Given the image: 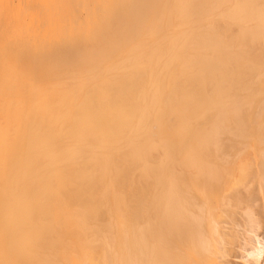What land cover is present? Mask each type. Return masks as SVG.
Instances as JSON below:
<instances>
[{"label": "bare ground", "instance_id": "6f19581e", "mask_svg": "<svg viewBox=\"0 0 264 264\" xmlns=\"http://www.w3.org/2000/svg\"><path fill=\"white\" fill-rule=\"evenodd\" d=\"M93 1L81 8L77 4L79 10H87L86 33L94 32L85 44L125 48L118 57L98 51L87 59L102 58L103 64H74L79 58L73 57L74 63L59 61V66L40 67L34 62L35 67L31 58L27 60L33 66L27 69V61L0 65V264H45L48 259L53 262L54 255L64 258L62 264H110L105 223L97 221L124 208V196L134 191L129 171L145 156L155 132L173 126L177 131L186 129L190 112L204 119L224 116L211 126L206 123L210 132L199 141L215 147L226 114H235V179H228L227 172L201 167L194 172L210 185L201 190L195 188L193 175L169 176L171 189L179 192L172 190L173 195L164 198L166 223L158 222L156 230L166 232L158 236L154 255L144 260L234 264L238 258L242 264H262L264 98L253 108L245 101L246 110L251 109L243 113L236 112L234 101L235 87L243 93L248 85L264 82V48L252 51L254 44H264V0ZM228 11L234 19L226 17ZM61 18L56 23L66 29L68 17ZM221 23L225 29L219 30ZM234 30L235 37L239 34L243 40L230 42ZM220 31L225 37L229 31L232 37L225 41ZM48 33L43 40L57 46L60 33L55 41ZM73 34L71 39L61 36L76 43L80 35ZM240 40L253 46L247 50L245 43V50L236 44ZM158 140L169 143L164 135ZM231 181L233 194L213 191ZM159 190L164 197V188ZM113 218L121 220L118 215ZM180 221L183 226L173 227ZM92 233L100 243L98 249L90 246ZM8 241L12 248L5 245Z\"/></svg>", "mask_w": 264, "mask_h": 264}, {"label": "rangeland", "instance_id": "374dc122", "mask_svg": "<svg viewBox=\"0 0 264 264\" xmlns=\"http://www.w3.org/2000/svg\"><path fill=\"white\" fill-rule=\"evenodd\" d=\"M92 1L93 0H0V58L2 57V59H0V65H4V64L8 65L6 63H10V65H11L12 64L11 62H14V61H16L15 63L19 62V64L21 62L24 65V62L27 61L28 63L25 65L27 67H25V69L28 68V65L33 66L35 64H37V65H39V64H44V65L51 64L52 65V64L56 63V65L59 66L62 64L63 65L70 64L69 61L71 59H73V57H74V59L75 58L80 59V60L78 59L79 63H77L78 62L77 60H75L76 61L75 63L73 62V60H71V62H73L74 64H81V63H84V64L86 63L89 65L100 64L103 62V61L101 62V60H103L102 58H97L96 60H92L91 58L87 59V57H88L87 55L89 53L90 54L96 53L98 51L100 54L103 53L104 55H110L111 53H112V55L117 54V57H118L120 55L119 52L125 48L117 47L115 44L100 45L98 42L97 43L95 42L94 45L91 42L90 43L91 46H89L90 44L88 45V42H87V45L85 44L86 40L89 41V39H88L89 37H90V39H92V37H94V35L92 36V34H94V32L93 33L89 32L90 35H89V33H86L88 30V28L86 26L87 10L81 11L79 9L81 8V5H83L85 3L86 4L88 3L89 6H91ZM99 1H103V0H99ZM105 1H110V0H105ZM77 2H79V3H77ZM94 2H95V0L93 1V3ZM77 4H78V6L80 5V8H78ZM75 5H76V7H75ZM153 6H154V4H153ZM263 7H264V5H263ZM230 8H232V7H230ZM232 9H230V11ZM262 9H264V8H262ZM230 11H228L229 14L226 13V17H228V15H229L228 18H230V15L232 16V14H233V12H230ZM61 14H63L65 16V18L68 17L67 19H64V20H66V23H67L66 29H65V26L62 27V26L58 25L59 19H60V21L62 20L61 17L63 15H61ZM73 14H74V16H73ZM48 17L52 18V19L48 20ZM72 18L77 20V22L74 21ZM231 18H233V17H231ZM30 19H34L33 22ZM225 20H226V18H225ZM56 22H58V23H56ZM226 22L229 23V20H226ZM70 23H71V25H70ZM73 23L75 25H73ZM76 25L79 28H84L83 25L86 26L84 29H82V31L80 29V31L82 32L81 34H77V33H80V31H78L79 29H77V33H76V30H73V29L77 28V27L75 28ZM220 25H221V27H220ZM220 25L218 26L220 28L219 30L224 28L223 27L224 25L222 23ZM24 26H26V27H24ZM233 29H234V27H233ZM53 30H55L57 35H53V33H54ZM58 30H59V32H58ZM2 31H4V33H2ZM60 31H63L64 33L63 32L61 33ZM72 31L75 32V34H76V35L73 34L74 37H76L78 35H80V36L86 35V36H85V38L84 37L80 38V36H78L77 37L78 42H76V43L70 42L71 40H69V39H65V40H69V41H64L63 40L64 37L71 39ZM237 31H239V29ZM237 31L234 30V32H232V34L229 33V31L225 32V33H228V35H229L228 36L226 34V37H225V34L224 35L222 34L224 32L220 31L221 32L220 34H221V37L224 36L223 37L224 39L223 38L222 39L227 41L226 38H230L231 35H233V37H235V33ZM48 32L51 34V36L49 35V37L51 39L49 37H47V40L49 38L51 41H55L56 36H58L60 33V36H58V37H61V40H60L61 44L59 43L60 44L59 45L57 43V46H55L56 43L54 45L53 44L49 45V43H50V42L48 43L49 40L48 41L43 40L44 37H45L44 39H46ZM239 32H241V31H239ZM245 33L246 32H243L242 35H244ZM4 34H8V35L5 36ZM44 34H45V36H43ZM61 34H64L63 38H62ZM247 34H248V32H247ZM70 35H71V37H70ZM238 35H236L235 38L230 39L231 40L230 42H232V40L234 41V39H237V41H239V39H242V38H239ZM53 36H55V38H53ZM87 36H88V38H87ZM244 36H243V38H244ZM74 37L72 39H74ZM95 38H93V39H95L97 41L98 37H95ZM103 38H105L104 33H103ZM58 39H60V38H58ZM79 39H80V41H79ZM83 39H84V41H83ZM244 39H248V35ZM245 41L246 40H244V42ZM247 41L249 42V40H247ZM43 42L44 43L46 42V44H44ZM74 42H75V39H74ZM241 42H243V41L240 40V42H237V43L234 42V43L242 44L243 48L245 47V50H246V44L245 43L248 44L247 50L253 46V45H250V43H248V42H245V43H241ZM36 44L38 45V47L39 46L40 47L39 48L35 47ZM258 44H261V45L258 46ZM258 44H254V46H253L254 50L252 49L253 52L254 51L256 53L263 52L262 48H264V47H262V45H264V44H262V43H258ZM31 46H34V48L30 49ZM255 46H257V48L258 47L259 48L257 49ZM35 48H37L39 52ZM40 49L42 51H40ZM58 49L60 51L61 50L63 51L62 55H60L62 52H59ZM108 51H111V52L108 53ZM42 52H44L46 54H42ZM65 55L68 58L65 57ZM69 56H70V58H69ZM80 57H85V58H80ZM28 58L32 59L33 65L29 64L31 59L28 61L27 60ZM12 60H14V61H12ZM81 60H83V61H81ZM32 61H31V63H32ZM59 61H61V62L66 61L67 63L61 64ZM34 62H35V64H34ZM37 65H35V67ZM263 68H264V64H263ZM21 69H23V68H21ZM240 83H241V81H240ZM240 83H239V85H240ZM242 83H243V81H242ZM255 83H257V84L253 85L254 83H252V85H248L247 88L243 89V93H241L239 91L240 90L239 86L235 87L236 95H235L234 107L237 108L236 112H238L240 110H241L240 113H243L245 111L247 112L248 110L250 111V109L253 108L251 105L255 104L256 101L258 103V100L262 101V98H264V90H263L264 89V82L260 83V81L259 82L256 81ZM243 99H245V100H243ZM254 100H255V102H254ZM242 101H244V102H242ZM245 101H246V103L248 102V105L250 104V106H251V108H249L248 110H246V108H248V105H246ZM182 102H185V100H183ZM244 108H245V110H244ZM193 113L194 112L189 113L191 124L189 127H186V129L177 131L176 128L173 126L170 129H163V130L159 129L158 131L155 132V135L152 138L153 144L148 146V150L147 149L145 150V152H144L145 156H142L141 161L138 162L135 170L133 169L132 171H129V173H132L131 180L134 183V185H133L134 191L132 193H127L124 196V200H125L124 208L122 210L116 211V212L115 211H109L106 214L105 219H102V221L101 220L97 221L98 223L100 222L99 225L105 223V229L108 233V245L110 247L111 255H112L113 259L119 262V260H121V257L124 258L123 262L121 260L120 263L117 262L118 264H148L147 262H145L144 259L145 258H147V259L151 258V256L154 255L156 248L159 247L160 243L158 242V236L163 235L166 232L165 230H164L165 232L164 231L158 232V230H156V227H157V229L160 227L159 224H157L158 222L161 221L160 222L161 225H162V222L164 224L166 223L165 219H166L167 215H165L166 211H165V207L163 204V200L167 196L171 197L173 195L172 193H170L172 190H173L172 192H175V190H176V192H179V190H178L179 188L171 189V186L168 184L170 182V179H171V177L169 178V176H172V174H173L178 179H183V178L186 179L187 176L191 177V175H193L192 177L196 178L195 181L198 182V183H196L195 188H198L201 190L202 189L204 190V189L208 188V186H210L208 183H204L203 181H201V178H203V177L200 174L197 175L198 173L194 172L196 169H198V168L200 169L201 167H203V169L207 168L208 170H212V171L213 170H221L223 172H227L226 174H227L228 179H229V177H230V180L235 179V173H236L235 167L237 164L235 163L236 159L234 156L235 155L234 154L235 153L234 152L235 147H234V132H233V126H232L235 114L234 113L226 114L225 117H226L227 123L217 134L216 138H218V140H217L218 146L215 147V146L201 145L199 141L201 138H204V136L206 134H208V132H210V129L206 128L207 127L206 123H209L211 126L215 119L218 120L224 116H221V115L215 116L216 114L215 115L211 114L210 116H207L204 119L201 116L199 117L198 114H193ZM214 130L215 129H213V131ZM174 134H176V135H174ZM162 135H164L166 137V139L167 138L169 139L168 144L164 145L162 143H159L160 140H158V139L161 138ZM177 142H180V143H177ZM142 159H144V160H142ZM257 161H259V160H257ZM129 168H132V166H129ZM146 170L149 171L148 175L145 173ZM231 176L232 177L234 176V177L232 178ZM230 180H228V181H230ZM178 181H182V180H178ZM232 182L233 181H231V183L228 182V184H226V186L224 184L223 187L214 186L216 188H213V191L214 192H221V193L224 192V194H226V195H231L234 193V190H235L234 184L232 186ZM207 184H208V186H207ZM161 187L164 188L163 191H165L164 197H161V195H158V191H160L159 189H161ZM253 188H256L255 185ZM258 204H259V202H258ZM114 215H118L119 217H121V220L115 221L113 218ZM263 217L264 216H261V218H263ZM263 222H264V218H263ZM181 226H183L182 221L176 223L175 226H173V227H177V229H179ZM170 229L174 230L171 227H170ZM170 229H167V232ZM169 233L170 232H168L166 234H169ZM95 236H96V234L92 233L91 239L93 241H92V243H90V246H92V249L100 248V243L95 240L96 239ZM12 243L13 242L8 241L5 243V245H7V246L9 245L8 247H11ZM53 244H55V243H53ZM56 244H58V242ZM12 245L14 246V244H12ZM36 245H37V243H36ZM36 245H34V247ZM39 245H40V243H38V246H36V247L38 248ZM60 245H62V244L59 243V247H60ZM54 246L57 247V245H54ZM58 256L60 257V260L58 257H56V255H54V256H52V258H51V256L49 257L52 259L53 262H51V260L46 258L48 260H47V262H44V263L45 264H54V263L62 264L61 262H63V261L61 259L64 260V258H61L60 255H58ZM73 257H74V255L72 256V258ZM112 257L110 260V264H113V262H115V264H117L116 261H114L112 259ZM17 258L21 259L22 257L18 256ZM17 258L13 257L14 260H16ZM53 258H55V259H53ZM57 258H58V260H56ZM117 258H119V259H117ZM46 259L44 258V261ZM75 260H76V258H75ZM16 261H17V263L20 262L19 259H17ZM111 261H112V263H111ZM48 262H50V263H48ZM233 262H235L234 264H242L243 263L242 260H240L238 258L236 260H233ZM68 264H70V263H68Z\"/></svg>", "mask_w": 264, "mask_h": 264}]
</instances>
